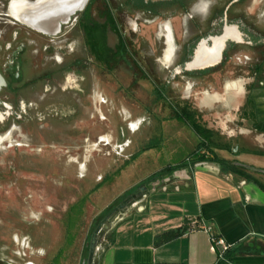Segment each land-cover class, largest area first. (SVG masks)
I'll use <instances>...</instances> for the list:
<instances>
[{
	"label": "rangeland",
	"instance_id": "374dc122",
	"mask_svg": "<svg viewBox=\"0 0 264 264\" xmlns=\"http://www.w3.org/2000/svg\"><path fill=\"white\" fill-rule=\"evenodd\" d=\"M105 3L125 40L126 54L106 65L85 56L83 71L65 74L62 89L37 102L39 94L22 92L32 103L23 101L25 118L10 116L0 123V264L96 260L100 252L89 251L92 234L97 243L107 239L102 224L109 221L108 210L119 212L164 168L191 159L199 137L174 117L183 104L200 115L201 126L213 131L219 142L230 141L236 148L215 150L218 156L246 162L250 155L264 158L240 152L264 149V133L239 114L251 88L264 119V73L255 81L249 67L261 60L259 49L264 48L226 40L227 57L221 55L215 69L200 75L201 68L186 70L183 62L191 60L206 33L199 14L206 0L198 5L197 22L185 20L178 8L156 16L120 7L124 0ZM101 4L96 0L90 7L91 18L100 22ZM254 21L264 28V20ZM165 24L174 39L169 62L163 59ZM106 41L114 49L118 35L108 30ZM64 49L68 54L67 46ZM1 100L18 110L19 102H10L11 96ZM253 161L251 166L264 169V159ZM251 174L264 181V174Z\"/></svg>",
	"mask_w": 264,
	"mask_h": 264
},
{
	"label": "crops",
	"instance_id": "0c3cea01",
	"mask_svg": "<svg viewBox=\"0 0 264 264\" xmlns=\"http://www.w3.org/2000/svg\"><path fill=\"white\" fill-rule=\"evenodd\" d=\"M244 9L264 19V0H249ZM163 35L164 55H173L169 24L163 26ZM104 123L108 131L107 117ZM248 159L239 162L251 166L253 160L264 158L250 155ZM129 204L108 214L109 221L102 224L107 243L98 258L87 264H264V190L215 162H198L159 177L143 186ZM193 222L210 227L227 248L217 246L212 252L209 234ZM96 238L93 232L89 251Z\"/></svg>",
	"mask_w": 264,
	"mask_h": 264
},
{
	"label": "flooded vegetation",
	"instance_id": "af4514ba",
	"mask_svg": "<svg viewBox=\"0 0 264 264\" xmlns=\"http://www.w3.org/2000/svg\"><path fill=\"white\" fill-rule=\"evenodd\" d=\"M11 1L0 0V73L6 82V85L0 89V105L5 110L3 114L0 112V123L10 119V116L16 121L25 118L26 110L23 101L28 106L32 103L22 96V92L30 90V93L35 96V93L38 95V91L45 88V92L38 95L39 97L35 102L45 99L47 95H53L58 89H62L60 83L66 80L65 74L69 72L80 74L83 71V58L85 56L86 59L92 58V61L96 62L95 57L90 53L86 45L87 35L83 28L86 18L93 20L90 16V7L96 0H89L84 10L73 15L70 21L62 25L60 31L55 35L41 34L17 23L9 13ZM105 1L102 0L101 6L103 9L101 11L108 9V4ZM201 1L124 0L120 7H124L129 11L152 12L156 16H161L165 10L170 11L173 8H178L182 13H185V20L197 22L198 5ZM248 1L224 0L223 2H216L206 0L205 7L199 12L201 16L200 22H206L207 24L206 33L204 32L205 38L201 37L192 56H190L191 60L183 62L184 69H186V63L191 62L194 58L193 55L198 45L205 43V47L211 48L212 39L223 34L225 29L230 35H234L236 40L232 41L237 43V45L243 43L245 48L252 49L253 45L255 46L254 49L258 47L264 48V28L257 27L254 21L255 15L244 9ZM101 13L99 14L101 15ZM101 17L103 19L101 22L93 21L106 22V17L102 15ZM76 28L77 30L75 31L74 29ZM107 31L108 29L106 30V40ZM257 35H260V38L257 39ZM71 37L72 39H70ZM72 43L71 47L70 44ZM66 46L68 54H65L64 51ZM227 49L226 46L222 50V58L227 57ZM259 51L260 59L262 60L264 59V49H259ZM45 55H49L51 59L44 58ZM68 55L72 56L69 57ZM170 56L172 55L165 54L163 56L164 61L169 62L172 59ZM249 67L252 69L254 65ZM213 69H215L213 66H204L197 73L202 75ZM204 71L206 73H202ZM8 95L11 96L12 100L10 102L13 104L19 102L17 111L13 110L10 104L1 100V96L6 98Z\"/></svg>",
	"mask_w": 264,
	"mask_h": 264
},
{
	"label": "trees",
	"instance_id": "16d2710c",
	"mask_svg": "<svg viewBox=\"0 0 264 264\" xmlns=\"http://www.w3.org/2000/svg\"><path fill=\"white\" fill-rule=\"evenodd\" d=\"M101 15L106 17V22L100 23L86 18L85 22L83 23V28L87 35L86 45L90 53L95 57V60L98 63L106 65L110 62L113 63L117 61L118 58H122L127 52V47L109 7L108 9L102 11ZM107 29L113 31L118 35V44L114 49L110 48L106 43ZM250 71L251 74L255 76V81L261 80V75L262 73H264V59H262L260 63H256ZM202 73H206V71ZM250 90L251 88H249V90L247 91L244 103L240 107V119L249 121L251 123L252 129H254L256 132L264 133V119L260 118L262 112H260L257 102L253 94H251ZM158 95L161 96L160 93H158ZM174 113L175 118L183 120L191 127L194 133L199 137V142L196 146V149L191 152V159L189 161L185 160L177 165L164 168L163 171L157 175L158 177L171 174L174 170L185 167L187 165L193 166L198 162H215L222 166L224 169L238 174L248 181L256 183L260 187V189L264 190V183L260 182L256 177L253 176V174H251L255 172L248 170L243 166L242 163L237 160L226 159L216 154L215 150L232 152L233 147L231 145V142H219L213 131L205 128L204 126H201V124L199 123L200 115L195 110H193L186 104H183L179 106L178 110ZM243 151L253 155L264 156V149H244ZM111 212L112 210L109 209L108 214H110ZM178 234L179 232L177 231L171 236Z\"/></svg>",
	"mask_w": 264,
	"mask_h": 264
},
{
	"label": "water",
	"instance_id": "95a60500",
	"mask_svg": "<svg viewBox=\"0 0 264 264\" xmlns=\"http://www.w3.org/2000/svg\"><path fill=\"white\" fill-rule=\"evenodd\" d=\"M34 1H27L28 4L35 3ZM89 0H49V6H52V11L47 18L35 17L34 16V8L30 10H23L22 18L24 20H17L13 16L17 23L24 25L25 27L34 30L38 33L45 35H55L60 31L62 25L67 24L71 17L75 15L77 12L84 10ZM66 19L64 22L63 20ZM63 21V22H60ZM215 65V64H214ZM213 66V65H211ZM209 67V66H206ZM187 69V67H185ZM6 85V82L0 73V89ZM233 152L236 148L232 149ZM245 168L252 172L264 174V169H258L253 166L243 165Z\"/></svg>",
	"mask_w": 264,
	"mask_h": 264
},
{
	"label": "bare ground",
	"instance_id": "6f19581e",
	"mask_svg": "<svg viewBox=\"0 0 264 264\" xmlns=\"http://www.w3.org/2000/svg\"><path fill=\"white\" fill-rule=\"evenodd\" d=\"M48 1L49 0H37L35 3L28 4L26 0H12L9 7V13L17 20H24V18H22L23 10H30L34 8L33 13L35 17L47 18L52 11V6H49L50 4H48ZM63 21L65 22L66 19ZM228 39L236 40L234 35H230L225 29L223 34L212 39L213 42L211 48L205 47V43L198 45L194 53V58L191 62L186 64L187 69H191L193 67L202 68L219 61L224 43ZM2 139L3 138L0 137V140Z\"/></svg>",
	"mask_w": 264,
	"mask_h": 264
},
{
	"label": "built area",
	"instance_id": "2783aa9c",
	"mask_svg": "<svg viewBox=\"0 0 264 264\" xmlns=\"http://www.w3.org/2000/svg\"><path fill=\"white\" fill-rule=\"evenodd\" d=\"M197 223V224H196ZM194 226H197L200 229H203L205 232H207L209 234V241H210V250L212 252H216L217 246H221L223 250H225L227 247L224 245V242L222 239L215 237L212 233H211V228L204 225L203 223H199L198 222H193ZM102 242V243H101ZM101 242L97 243L94 247V251H99L102 252L104 249V246L107 243V239L105 237H102Z\"/></svg>",
	"mask_w": 264,
	"mask_h": 264
}]
</instances>
